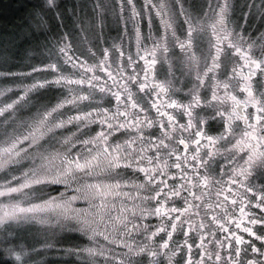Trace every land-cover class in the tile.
<instances>
[{
  "label": "snow or ice",
  "instance_id": "1",
  "mask_svg": "<svg viewBox=\"0 0 264 264\" xmlns=\"http://www.w3.org/2000/svg\"><path fill=\"white\" fill-rule=\"evenodd\" d=\"M247 7L252 9L256 5ZM38 8L40 13L47 15L58 9L59 5L56 0H41ZM209 9L215 17L211 25L215 53H210V64L205 60L202 72L197 68L195 82L188 90L190 99L187 103L172 98L176 90L170 80L155 79L156 53L158 49L168 51L165 37L169 30L179 48L189 51L193 38L203 29L202 21L192 15L182 2L177 9L175 5L169 6L165 0H143L139 8L137 0H112L111 4L95 0L93 15L88 18L87 25L81 20L79 31L94 32L97 17L103 22L109 12L117 20L124 19L125 23L130 21L136 30V57L143 61V65H138L131 54L126 56L120 47L97 49L95 44L85 47L83 41L72 36L71 31H64L46 40L40 53L48 61L43 64V68L52 70L54 78L37 80L24 86L16 99L0 106V117L14 114L22 102H27L32 90L45 86L62 85L81 92L70 100L57 103L55 107L40 105L44 110H38L30 124L26 120L21 121V127L27 126L32 130L27 134L13 133L5 142L6 146L0 147V168L8 164H21L29 159L34 162L31 153L33 147H39L36 133L40 129H47L55 135V130L74 122L85 129L99 123L101 130L93 136L77 139L75 144L70 137L59 142L64 150L63 154H57L62 159L60 168H28L21 174L23 183L9 187L11 181H5L0 185V196L19 193L32 185L63 184L66 188L76 185L73 190L86 199H99L98 209L88 214L71 207V202L78 198L76 195L68 200L61 196L58 204L57 198H52V204L61 209L60 215L75 219L82 230L91 233L92 238L99 233L106 241L111 240L112 244L122 245L126 249H83L89 254L91 264H96L97 257H103V264H145V254L147 264H264V183H253L254 180L264 181V32L260 33V42L257 44L250 41L242 30L229 28V13L235 9L232 0H217L215 6L209 4ZM145 10L149 13L154 11L161 18L165 31L164 36H154L150 31L144 37V40L153 42L150 47L142 43L139 27V20ZM258 10L264 17V0ZM56 15L60 13L56 12ZM178 28L182 30V35H186V39L177 36ZM142 49L143 56L140 55ZM222 53L226 56L223 66ZM0 61L6 63L7 56L0 55ZM194 61V55L189 57L190 64ZM64 69H67V73ZM39 71L40 68L32 67L31 73L27 75ZM218 73L223 76L222 80L217 78ZM206 77L209 83H206ZM130 84L137 86L139 93L147 94L149 90H154L151 95L155 99L149 108L142 106ZM202 88L210 95L202 97ZM237 90L244 94L243 100L233 94ZM106 95L115 100L114 105L109 99L95 103L99 105L106 102L111 107L91 106L94 96ZM0 96H4L3 91H0ZM81 101H89V111H77L67 119L57 120L54 114H58L59 109L66 104L77 105ZM229 102L230 107L226 108ZM151 109L155 110L154 114ZM177 112L186 118L183 123L174 114ZM239 121L243 125L237 132ZM217 128L219 130L214 131ZM117 133L121 136L126 134L128 139L113 143ZM233 140L235 143H232ZM191 146H195L194 150ZM78 147L80 150L76 151ZM153 150L154 155H149ZM36 155L42 156L41 153ZM217 156L221 157L223 164L216 159ZM101 166L106 174L121 168L143 173V182H134L137 190L134 199L139 203L134 202L130 210L120 207L118 214L112 216L111 209L117 206L109 205L107 197H116L120 184L81 183L82 179L95 176ZM215 169H219L220 179L214 180L210 175ZM12 180H17V177L13 176ZM177 180L180 183H176ZM213 182L216 185V200L208 202L212 198L208 189ZM225 184L228 187H224ZM193 188L200 194L191 191ZM231 196L237 199L230 201ZM177 198L183 199L184 207L174 206ZM253 198L255 207L260 210L258 214L246 211V208L252 207ZM144 204L155 206L144 207ZM170 204L173 206L169 207ZM41 207H49V202L44 201L42 205H30L28 208L20 207L18 203L0 205V225L6 219L27 220L30 213ZM237 211L239 217L236 216ZM149 216L159 217L160 226L133 223L134 220L142 221ZM245 220L249 226H243ZM233 224L235 229L231 227ZM120 227L123 228V235L120 234ZM241 229L249 237L260 241L261 246L257 247L251 239L240 234ZM134 232L142 233L144 239L134 241ZM159 233H166L167 239L161 237V242L156 243L154 237ZM174 233L182 234L183 239L177 241ZM3 251L12 258L13 264H29L28 250L25 248L7 247ZM76 251L79 253L81 250ZM249 252L252 256L250 259Z\"/></svg>",
  "mask_w": 264,
  "mask_h": 264
},
{
  "label": "rangeland",
  "instance_id": "2",
  "mask_svg": "<svg viewBox=\"0 0 264 264\" xmlns=\"http://www.w3.org/2000/svg\"><path fill=\"white\" fill-rule=\"evenodd\" d=\"M41 0H36L37 5H39ZM59 8L53 12H49L47 15H43L39 10H31L28 13V20L24 25L18 24L9 29H4L0 32V55L7 56V62L3 63L0 61V91L4 92V96H0V106L4 103H9L12 99H16L20 95L22 88L27 85L35 83L37 80H52L54 75L52 70L44 69L43 64L48 63L47 60L40 55L43 51V46L41 42L37 44L40 39V33L45 31L48 26L42 25V15L47 20L48 24L55 22L56 24H51V27L59 28V24L63 23L66 17H72V12L77 9L78 16L81 14L83 18L73 19L75 20L73 28H80L81 20L87 25L88 18L93 15V4L92 0H56ZM106 3H112L111 0L104 1ZM201 9H206L209 13L212 11L209 9V4L213 6L216 5L217 0H200ZM235 9L230 12L229 15L235 16V23L240 26L252 27L255 34L256 43L260 42V33L264 32V17L261 16L258 10L262 0H232ZM255 4L256 7L249 9L247 5ZM59 12L60 15H56ZM110 13L111 19L109 25H118V29L121 26V20H117L116 16ZM245 14L246 17H245ZM55 17V18H54ZM38 20L34 21V20ZM68 21V19H67ZM101 22L98 18L96 19L95 27ZM72 23V22H71ZM106 25V22H102ZM57 25V26H56ZM77 31V29L75 30ZM56 32V31H55ZM50 34L47 40H50L54 33ZM56 35V33H55ZM60 35L59 32L57 36ZM78 37V32H77ZM76 37V38H77ZM46 40V39H45ZM84 45V44H83ZM35 48L34 60L27 58V63L19 62L17 57L19 55H27L28 53H34L32 50ZM46 55V52L44 53ZM26 65V67L24 66ZM32 67L40 68L41 71L33 73L31 76L27 75L31 73ZM67 73V69H64ZM7 73H12L14 75H7ZM52 87L55 85L45 86L42 89H34L29 93L27 102H22L20 107L17 109L16 113H9L3 117H0V147L6 146V141L8 138L15 133L20 135L21 133L27 134L32 129L25 126L21 127V121H28L31 123L33 117H35L36 112L43 111L40 105H47L48 108L55 107L58 103L57 99L49 103L45 102L49 95L53 94ZM39 101V104H37ZM54 122V121H52ZM43 132V135L40 133ZM36 135L38 136L37 144L39 147H33L32 157L33 159L22 161L21 164H8L4 168H0V185H3L5 181H11L8 185L9 187H16L18 184L23 183L21 174L28 168L42 167L46 170H56V162L62 151L60 150V139H56L52 143L51 133L47 129H40ZM25 147L27 145H24ZM36 153H41L42 156H37ZM17 177V180L13 181L12 177ZM108 178V177H107ZM105 179L95 175L92 178H84L81 180L82 184L89 183H104L110 184V181L119 180L120 188L117 190L118 195L116 197H107V202L109 205L115 204L117 208L111 209V215L116 216L118 214V209L120 207L128 208L129 210L133 206V198L130 196V191L126 189L127 184L122 181V176H116V178H111L109 182H105ZM121 180V181H120ZM114 181V182H115ZM126 185H125V184ZM65 187V186H64ZM76 185H71L69 187L63 188V190H57L54 185H32L30 188L22 189L19 193H11L5 196H0V205H9L12 203H18L20 207L28 208L30 205H42L44 201L49 202V207L38 208L34 213L29 214V219L27 220H14L6 219L2 225H0V257L7 259L12 258L7 256L3 249L7 247H23L28 250V261L29 264H54L57 259L68 260L74 258L73 245L68 244L66 247L62 246L63 240H71L74 235H81L84 237L82 244L80 245L82 250L86 248H111L115 251H126L123 249L122 245L112 244L111 240H105L103 236L97 235L92 238L90 232L82 230L75 219H66L60 215L61 209L52 204V198H57L56 203H60L59 197L63 196L64 200H68L72 196L76 195L78 198L71 202V207L76 210H82L85 213L91 214L95 209H98L100 204L99 199H86L84 196H79L77 192L73 189ZM127 193L128 195H124ZM107 214V213H106ZM129 219L131 220V214L129 213ZM140 221H133L137 223ZM101 231L103 230V225H101ZM120 234L123 235V228L120 227ZM139 232H134L132 238L134 241H140ZM48 245V247H45ZM87 254V255H86ZM88 256V257H87ZM82 261L91 264L89 254L87 252L81 253ZM5 258V259H6ZM58 264V263H57ZM96 264H103V257L96 258ZM145 264L147 260L145 259Z\"/></svg>",
  "mask_w": 264,
  "mask_h": 264
},
{
  "label": "flooded vegetation",
  "instance_id": "3",
  "mask_svg": "<svg viewBox=\"0 0 264 264\" xmlns=\"http://www.w3.org/2000/svg\"><path fill=\"white\" fill-rule=\"evenodd\" d=\"M95 2V0H92ZM108 1V0H104ZM112 1V0H111ZM143 2V0H137V6L139 8L140 4ZM155 2V0H154ZM165 2L169 6L175 5V7L178 9L179 4L182 2L184 3V7L194 16H196L198 19H200L203 23V29L202 31L199 32L197 36L193 38L192 41V46L189 51H182L179 48V45L175 43V41L171 37V30L167 33L165 37V43L168 48L167 52H164L161 49L157 50L156 53V66H155V79L157 81H171L173 88L176 90L175 94L173 95L172 98L180 100L183 103H187L190 97L188 96V90L192 87V84L195 82L196 78V70L197 68L200 69V71H203L205 60L210 64L211 63V54L215 53V49L212 47V45L215 44V37L212 35V27L211 25L215 22V17L213 16L212 13H209L208 10L206 9H201L200 5V0H165ZM106 3V2H105ZM106 4H111V3H106ZM149 16L151 17V28H149ZM110 17V13L108 14L107 18L104 19L103 21L106 22V25L102 24V22H99L98 26L95 27V31H89V32H80L79 29H71L73 28L72 25L67 24V20L64 19L63 23L59 24V34L63 33L64 31H71L73 37H77V32L79 33L78 37L76 39L83 41V46H87L88 44H95L97 49H101L104 47H112V46H117L120 47L124 50L125 55L127 56L128 54H131L133 56V59L137 61V64L142 66L143 61L139 60L136 57V52H137V39H136V30L133 24L129 21L125 23V20H121V26L120 29H118V25H109L111 21L108 20ZM230 19L228 20V27L229 28H234L236 31H243L244 35L250 40L256 42L255 39V34L253 31V26L252 27H247V26H240L237 23H235V16L234 15H229ZM99 19V17H97ZM181 19H183L181 17ZM100 20V19H99ZM101 21V20H100ZM74 23V22H73ZM76 23V22H75ZM72 26L71 28H69ZM139 27L141 31V40L144 46L150 47L151 44L153 43L151 40H144V37H146L149 32L154 36H164L165 31L164 27L161 24V18L158 17L154 11L149 13L147 10H145L143 17L139 20ZM186 28V26H185ZM182 30L177 29V36H179L182 40L186 39V35H182ZM225 51H227V46L224 45ZM258 52V50H256ZM234 53H230L229 55H233ZM140 55L143 56L144 52L143 49L140 52ZM195 56V61L193 63H189V57ZM151 58V57H149ZM226 61V56L224 53L221 55V63L222 66L224 62ZM92 61H90L91 63ZM230 67V65H229ZM130 72V69L128 70ZM137 71L139 72L140 69L137 68ZM98 75L100 73H97ZM141 79L143 78V73H140ZM218 79H223V76H221L219 73L217 74ZM206 83H209L210 80L208 77L205 78ZM56 87H52L53 89L49 88L50 90H53V94L49 95L48 98L46 99L45 102L49 103L51 101H54L57 99L58 103L62 102L65 99H72L73 95H80L81 92L78 89L73 88L72 90H69V88L64 87L62 85H55ZM132 87L133 93L136 95L137 99L142 102V106L145 108H149L151 102L155 99L153 95H151V92L154 90H149V93H139L137 92V86H134L133 84L129 85ZM86 94V93H84ZM234 95H237L238 99L243 100L244 99V94L240 92L239 90L233 92ZM205 95H210V92H207L206 89H201V96L204 97ZM111 99L112 100V105L115 104V100L112 99L110 96H94L92 98V105L93 107L99 106V107H111L112 105H109L106 102H102L99 105H97L95 102L96 101H107ZM226 108L230 107V102L229 104L225 105ZM90 110L89 107V101H81L77 105H65L64 108H61L58 110V114L56 115L57 120L59 119H67L68 116L70 115H75L77 111L79 112H87ZM152 114H154L155 110L151 109L150 110ZM177 115V119L180 120V122H184L186 118H182L180 114L174 113ZM56 122V121H54ZM53 122V123H54ZM239 127H237L236 131L239 132L241 130V127L243 125L242 121L237 122ZM100 125L99 123L96 124H91L87 127V129L80 127L79 124L74 122L73 124H68L65 125L62 129H57L55 130V135L51 133V139L52 143L56 139H64L66 137L72 138V142L75 144L77 139L83 140L89 136L95 135V132L100 131ZM219 129H215L214 131H218ZM146 135L148 134L147 132L145 133ZM155 135H159L158 132H154ZM209 134H213V132H210ZM116 139L113 140V143L116 142H122L123 140L128 139V136L125 134L121 136L120 134H115ZM237 139L239 136L236 137ZM112 138L110 137V140ZM232 143H235V140L232 141ZM61 147V151L63 154V148ZM192 149L194 150L195 146H191ZM79 147L76 149V151H79ZM181 150H183V146H181ZM75 155V152L73 153ZM149 155H154V150L149 152ZM240 155H245V153H240ZM217 160L220 161L221 164H223V160L221 157L217 156ZM62 164V159L61 155L58 159V162H56V168H60ZM201 174L203 175V171H201ZM96 175L104 178L105 182H109L111 178H116V176H122V181H125L127 184L126 189L130 191V196L133 198V203H139V201H135V197L137 195V190L134 187V182L135 183H140L143 182V176L144 174L139 172V171H133L131 169H124L121 168L118 171H115L111 174H106L103 166L98 168L96 170ZM210 175L213 176L214 180L215 179H220L219 176V169H215L214 171L210 172ZM94 177V176H93ZM108 177V178H107ZM92 178V177H91ZM109 179V180H108ZM225 180H227V176L224 177ZM113 180L112 182L110 181V184H116V183H121L119 180L115 181ZM121 181V180H120ZM171 182V181H170ZM124 183V184H125ZM176 183H180L179 180L176 181ZM254 184L259 185L260 183H264V181L260 180H254ZM125 184V185H126ZM56 186V191L57 190H63L64 185L63 184H50ZM224 187H228L227 184L224 185ZM191 191L196 192L197 195L200 193L197 191L196 188L191 189ZM208 192L211 193V201L208 202H215V192H216V185L215 183H211L209 185ZM145 195L147 193H144ZM183 195V193H182ZM231 199H237L235 196H231L229 200ZM199 203V202H198ZM144 207H154V204H144L142 205ZM169 207L173 205H168ZM175 207L181 208L184 207V202L183 199L177 198L175 201ZM246 211L253 213V214H258L259 209L255 207V200L253 198V205L250 208H246ZM236 216L239 217V212H236ZM167 222V218H165V223ZM140 223L148 224L149 226H160V218L155 217V216H149L146 219H143L140 221ZM243 226H249L247 223V220L243 222ZM233 229H235V224L231 225ZM258 234L260 230L257 228ZM242 235L245 236L246 239H251L253 243L257 245V247L261 246V242L257 241L254 237H249L248 234L243 233L241 229ZM161 237L163 239H167L166 233H159L157 234V237H154V241L156 243L161 242ZM174 238L177 241H181L183 239L182 234H177L174 233ZM144 239L143 234L141 233L140 235V241ZM191 242V241H189ZM195 252V249L193 250ZM248 258H252L251 253L249 252ZM145 259L147 260V256L145 254Z\"/></svg>",
  "mask_w": 264,
  "mask_h": 264
},
{
  "label": "trees",
  "instance_id": "4",
  "mask_svg": "<svg viewBox=\"0 0 264 264\" xmlns=\"http://www.w3.org/2000/svg\"><path fill=\"white\" fill-rule=\"evenodd\" d=\"M37 11L39 10L38 5L36 3V0H0V32L3 31L4 29H9L10 27H13L15 25L21 24L24 25V23L26 24V20H28V13L31 10ZM55 18V17H54ZM77 18H83V15L81 14V16H78V11L77 9H74L72 12V17H66L67 24L68 25H74V21L73 19H77ZM42 25L44 26H48L49 28H47L45 31L42 30V32L40 33L41 37L40 39L37 41V44H39V42H41V45H44L46 40L48 39L49 35L48 33H56V35L58 34V32L60 31V28H56V27H51V24H56V19L55 22L48 24L47 20H45V18L42 15ZM37 21L38 20H34ZM72 22V23H71ZM74 22V23H73ZM39 23V22H38ZM57 26V25H56ZM56 31V32H55ZM46 39V40H45ZM35 48H33V52L34 53H28L27 55H19V57H17L18 61L23 63L25 61V64L27 63V58L30 60H34L35 57ZM26 67V65H24ZM84 237L77 234L74 235L72 237L71 240H63V242L61 243L63 247H66L68 244L73 245V247L75 248L74 250V258L68 259V260H62V259H57L54 261V264H88L85 261H82L83 258L81 257V253H83L82 248H81V242L83 241ZM77 249H80L81 251L79 253H77ZM87 255V254H86ZM88 257V256H87ZM0 257V264H13V261H11L10 259H5ZM53 264V262H52Z\"/></svg>",
  "mask_w": 264,
  "mask_h": 264
}]
</instances>
